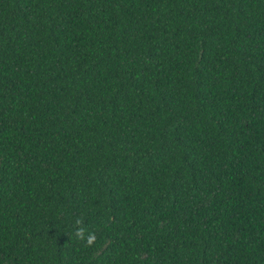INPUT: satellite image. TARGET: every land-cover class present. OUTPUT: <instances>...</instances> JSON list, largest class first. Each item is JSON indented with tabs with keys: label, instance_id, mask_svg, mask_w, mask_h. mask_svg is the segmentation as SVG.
<instances>
[{
	"label": "trees",
	"instance_id": "obj_1",
	"mask_svg": "<svg viewBox=\"0 0 264 264\" xmlns=\"http://www.w3.org/2000/svg\"><path fill=\"white\" fill-rule=\"evenodd\" d=\"M0 264H264V0H0Z\"/></svg>",
	"mask_w": 264,
	"mask_h": 264
},
{
	"label": "clouds",
	"instance_id": "obj_2",
	"mask_svg": "<svg viewBox=\"0 0 264 264\" xmlns=\"http://www.w3.org/2000/svg\"><path fill=\"white\" fill-rule=\"evenodd\" d=\"M77 225H80L82 223V220L77 219L75 222ZM86 230L84 228H79L75 231V236L79 240L85 241L86 246H90L95 242V234L94 233H87L85 234Z\"/></svg>",
	"mask_w": 264,
	"mask_h": 264
}]
</instances>
